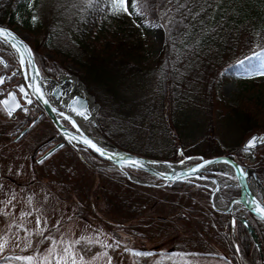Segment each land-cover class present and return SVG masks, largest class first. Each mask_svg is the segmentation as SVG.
<instances>
[{"label": "rangeland", "instance_id": "374dc122", "mask_svg": "<svg viewBox=\"0 0 264 264\" xmlns=\"http://www.w3.org/2000/svg\"><path fill=\"white\" fill-rule=\"evenodd\" d=\"M53 1L43 0L42 10L39 9L40 13H35L37 20H39V14L41 18L46 19L50 10L49 6ZM128 2L131 12V0ZM113 17L105 34L107 39L121 40L137 47L138 55L141 57V67L150 70L157 69L164 50V29L157 24L147 22L143 15L121 14L113 15ZM10 31L24 43L26 42L31 49L39 46L37 51L40 52L41 57L49 63L59 65L64 71L55 77H49L42 72L47 79L57 80L59 76L73 77L83 85L85 91L94 98V103H96L91 81L87 80L86 70L71 61H65L60 55L56 56L48 48L40 47L43 42V33L34 34L25 24L14 27ZM1 45L3 49L6 48L5 44ZM257 47H259V42L256 41L253 50ZM196 62V59L193 60L194 68H196ZM200 72L202 79L194 75L198 112L191 109L190 113L194 122L192 127L189 123L190 131L179 133L173 130L179 142L176 146L175 143L171 145L172 140L170 139L167 144L171 152L166 147L157 146L139 155L158 161L193 164L187 159H191L190 156H194L195 153H204L208 147L205 140L210 139L215 142L211 143L214 150L220 152V155L215 157L226 155L232 157L235 156L232 154L234 152L239 154L240 160L245 163L243 165L239 161L240 165L254 169L255 164L259 162L258 158L264 157V152L261 150L258 152V148L255 149L254 162L251 164L250 158L243 157L241 151L248 138L254 135L248 137L242 145L236 146L239 138L238 130H232L230 127L228 129L227 125L223 127L224 120L220 122L219 127L218 122L222 120L219 114L224 113V106L234 110L243 107L242 110L247 112L245 121L251 120L252 123H256L255 125L264 128V74H252L248 76L249 81L244 83L224 80L223 72L219 68H207L206 65L200 64ZM212 76H218V84H216L213 95L214 104H212L214 108L213 127L216 125L220 132L216 131L217 136L207 137L204 133L207 113H201L199 108L205 95L203 88L200 89L198 85L204 82L205 77L212 78ZM142 86L145 87V85ZM96 105L99 107L98 103ZM112 108L115 109L116 106L112 105ZM195 113H197L196 118L199 120V125L194 120ZM96 114L98 124L99 109ZM6 123L7 121L0 113V125ZM9 125L10 129L6 134L15 133L12 124ZM48 133V128L41 125L35 132L16 144H13L14 136L10 137V140L0 138V238H2L0 242L7 240L5 250L0 253L2 264H26L24 258L29 256L33 257L32 264H43L46 256L51 264H55V260L63 255V252L62 245L58 244L56 256H48V249L52 246L53 240L62 241L63 244L69 246L77 240H80V243L98 246L100 249L98 253L88 255L91 248L85 250L84 245L81 248L80 245H75L73 255L77 259L83 257V264H109V258H111V264H232L229 260L230 251L222 246L216 237L217 225L210 215L212 210L209 206V184L195 181L199 188L184 194H171L166 191L160 193L144 187L130 186L129 188L126 184H122L120 186L122 194L117 196L110 184L108 187L104 186L93 172L96 169L107 170L108 168L105 169V167L108 164H100L85 149H75L64 143L63 149L57 151L48 161L41 164H36V161L32 162L33 153L39 152L35 151L33 143H39L40 137ZM97 133L96 128L89 127L91 136L104 139ZM104 141L108 142L105 139ZM177 146L183 147L179 152H183V157L177 160H167V157L173 155L172 148L176 149ZM37 157L36 154L34 159ZM109 170L117 172L113 169ZM254 171L258 183L264 190V168L259 167ZM129 172L138 181L161 186L160 183L141 172L140 174L134 171L140 175ZM216 174L222 186L234 182L232 178H225L218 172ZM253 181V179L250 180L251 183ZM77 183L82 185V189L86 191L84 192L85 197H88L91 205H94L97 213L95 217L86 214L77 205L80 200L75 193ZM223 190L225 189L220 192L217 203L219 206L222 205V209L224 207L228 209V205L232 202H226L222 195ZM130 192L134 195L132 197L134 201L129 199ZM253 193L260 202H264L255 186ZM242 212V209L236 210L232 216L237 219L243 218L245 216L241 215ZM37 219L40 221L39 225H37ZM121 226L124 228L117 231V228ZM41 231H43V236L40 235ZM26 237L27 240H25ZM45 237H50V239H45ZM27 241H30L31 246L25 248ZM259 241L263 253V234L259 237ZM108 245L111 247H107ZM137 251L151 254L133 255ZM114 256L118 257L117 263L113 259ZM16 257L22 259L17 260Z\"/></svg>", "mask_w": 264, "mask_h": 264}, {"label": "trees", "instance_id": "16d2710c", "mask_svg": "<svg viewBox=\"0 0 264 264\" xmlns=\"http://www.w3.org/2000/svg\"><path fill=\"white\" fill-rule=\"evenodd\" d=\"M42 2L43 0H0V28L13 30L14 27L25 24L30 32L43 33L40 47L48 48L56 56L60 55L65 61L84 68L87 80L91 81L95 101L100 107L98 124L94 127L105 140L125 152L143 155L144 151L157 146L169 149L170 139L171 145L175 143L176 146L179 142L173 130L179 133L190 131L194 122L191 109L198 112L194 75L202 79L200 64L207 68L221 69L224 80L244 83L249 81L248 76L264 73V0H209L211 7L204 0H179L187 4L184 8L177 7L178 0H153L152 7L143 16L147 22L164 29L165 34L164 50L155 70L141 67L137 47L121 40L107 39L105 34L108 24L114 18L107 0H54L49 6L46 19L39 14V20L33 23L32 17L35 13H40ZM256 41L259 42V47L253 50ZM38 48L36 46L32 51L41 72L49 77L64 72L59 65L44 60L37 51ZM195 59L196 68L192 64ZM216 84L218 76L205 77L204 82L198 85L200 89L203 88L205 95L199 108L201 113H207V125L204 128L207 137L217 136L216 131L220 132L216 125L213 127L212 119ZM112 105L116 108L113 109ZM242 109L244 108L234 110L224 106V113L219 114L222 119L218 122L219 127L224 120L223 127L227 125L228 129L238 130L236 146L242 145L252 135L264 133V128L251 120L245 121L247 112ZM194 116L199 125L197 113ZM205 141L207 150L191 155L188 162L194 164L200 159L220 155L212 147L211 143H215L214 141ZM174 148L173 155L167 157V160L183 157V152L179 153L183 147ZM257 150L264 152V146ZM232 154L235 155L232 156L234 162L241 161L239 154ZM93 158L100 164L107 165L97 157ZM258 161L254 166L256 170L264 168V157L260 156ZM93 172L104 186L108 187L110 184L117 196L122 194V184L129 188H142L128 182L119 172L109 169H96ZM131 173L136 174L134 171ZM198 188L192 184H175L170 188L162 186L160 189H147L160 193L166 191L184 194ZM84 192L86 191L82 189V185L77 183L75 193L80 197L77 205L83 212L95 217V207ZM222 195L226 202L231 203L240 194L232 186L223 190ZM132 197L134 195L130 192L129 199ZM210 215L217 225L216 237L230 251L229 260L232 264H262L257 249L242 225L236 226L234 239L231 235L230 217L212 211ZM218 220L220 223H216ZM252 221L257 236L261 237L263 234L264 237V223L254 218ZM122 228L124 226L118 227L117 231ZM79 245L80 248L84 245L85 250L91 248L88 255L100 251L93 244ZM262 254L264 259V252ZM113 259L118 262L117 256Z\"/></svg>", "mask_w": 264, "mask_h": 264}, {"label": "water", "instance_id": "95a60500", "mask_svg": "<svg viewBox=\"0 0 264 264\" xmlns=\"http://www.w3.org/2000/svg\"><path fill=\"white\" fill-rule=\"evenodd\" d=\"M5 29V28H3ZM7 31L13 33L12 31L6 29ZM15 36H17L15 33H13ZM18 37V36H17ZM19 38V37H18ZM24 42V41H23ZM27 45V43H24ZM11 49L12 47L9 44H6ZM28 46V45H27ZM29 47V46H28ZM13 51H15L13 49ZM16 52V51H15ZM18 59L19 54L16 53ZM0 61H2L0 57ZM23 72L27 70V68H22ZM34 71L38 72V68L36 66V63L34 62ZM29 72V70H28ZM30 73V72H29ZM33 79L36 81L38 77H41L40 73L39 75H35L34 73H30ZM78 82L75 78L68 79V77L65 76H59L57 80L49 79L50 83H52V88L49 92L52 99L55 101L54 107H57L58 110H56L53 106L49 105L48 103H45L46 98L45 94H42L43 99H40L35 92L33 91V95H35V98L39 105L43 108L45 111L46 116L51 120L53 126H55V129L59 133L60 137L63 138L64 142L61 144L55 146L52 148V150L46 152L44 155L41 156V158L37 161V164H41L42 162L46 161L48 158H50L54 153L57 151L63 149L64 143L69 145L70 147H74L75 149H85L89 152L91 156L99 158L102 162L108 164L105 169H113L120 174H122L128 181L135 184L136 186H142L145 188H161L163 187H173L175 184H195V181L207 183L210 186L213 187V189H210V198H209V206H211V209L216 214H222L227 217H231L230 227H231V235L232 238H235V229H236V219L234 216H232L233 212L236 210L242 209L246 214L249 216H253L255 219L260 221L261 223H264V217H261L257 214L255 208L256 206H260L264 208L263 201H259L256 195L253 193L251 188V183H249L248 179L250 178L247 175H249V172L253 173L252 179L255 180L256 183H258V179L256 177V172L251 167H243L238 162H234L232 157L230 155L221 156V157H215L210 159H200L198 163L194 164H185V163H175V162H168V161H158L153 159H147L143 156H138L135 154H132L130 152H125L118 147L116 148L114 145H111L109 142H107L110 146L109 149H102L104 152L107 153V156H101L96 151H93L91 148L87 147L85 144L78 142V139H90L92 142L94 140L88 136L85 132H83L80 127L79 123H94L93 125H97L95 118H96V111L99 109V107L94 103V98H92L88 92L85 91V88L81 84L82 91L81 93L74 94L72 92V87L74 86V82ZM34 84V83H33ZM6 99H2L0 101V107H2L3 111L8 117H12L13 114H15L21 106L17 107L16 110L12 113L11 116L7 114V111L5 109V106L3 104V101L8 100L9 104L8 107H14L15 105H19L18 101L16 99V96L13 93H9L7 95ZM10 97H15L14 100L10 99ZM24 99V98H23ZM29 101V100H28ZM26 101L27 105L29 102ZM75 109V111L73 110ZM81 112L83 115H78L77 113ZM57 115V116H56ZM67 117V119L65 118ZM62 121H65L68 126L70 127V130H68L65 126L62 125ZM73 124L76 125V127H73ZM79 129V131L77 130ZM27 131L22 132L19 137L15 140V142H18L19 139L25 135ZM253 137H264V134L262 135H254L250 138H248L247 142L243 145L241 151L242 155L245 158H250V163L252 164L254 161V151L260 146H263L264 143H258L255 147L249 148L247 151H245V145L250 141ZM78 138V139H75ZM104 141V139H102ZM106 142V141H105ZM97 144L96 142H94ZM98 146V145H97ZM100 147V146H98ZM101 148V147H100ZM111 157V158H108ZM121 157L124 158V161L128 160H135L140 162V167H126L121 161ZM42 161V162H41ZM203 165V167H201ZM199 168V171H193V169ZM231 171L232 173V179L233 183L227 184L225 186H222L219 184L217 172L220 174H223L225 178H227L226 173L224 172V169H227ZM135 171L138 173H143L146 176L154 179L157 183H160L161 186H157L154 184H149L143 181H138L128 171ZM259 184V183H258ZM260 185V184H259ZM229 186H233L239 190V198L228 205V209H217V207L214 205V200L218 196H220V192L222 189H226ZM261 186V185H260ZM222 187V188H221ZM262 188V187H261ZM236 206H239L238 209H235ZM246 230L248 236L250 237L251 241L253 242L254 247L257 249L261 261L262 259V249L260 247V241L259 237L257 236V233L255 231L254 226L250 224L247 220H240L239 221Z\"/></svg>", "mask_w": 264, "mask_h": 264}, {"label": "flooded vegetation", "instance_id": "af4514ba", "mask_svg": "<svg viewBox=\"0 0 264 264\" xmlns=\"http://www.w3.org/2000/svg\"><path fill=\"white\" fill-rule=\"evenodd\" d=\"M0 44H2V42H0ZM7 46L8 45H6V48L4 49L0 47V57L3 61V63L0 64V79L4 80V83L0 84V101L2 99H6L9 93H13L16 96L19 106L21 107L15 114H13L12 117H8L3 111L2 107H0V113L2 114V117L5 118V120L7 121L6 124L0 125V138L10 140V137L12 138L14 136L12 138L13 144H16L19 143V141L24 140V138L29 136V134H31L32 132H35L41 125L47 127L49 133L40 137L39 143H33L34 149H36L35 151L38 150L39 152L33 153L31 160L33 159L32 162L36 161L35 163L37 164V161L41 158L42 155H44L46 152L52 150L53 147L63 142V138L60 137L59 133L55 129V126H53L51 120L48 118V116H46L45 111L43 110L41 105L38 104L35 95H33L32 84L34 83L37 87L41 89V92L45 94L47 103L54 107L55 101L49 94L52 88V83H50L49 81L50 78L47 79L43 75L36 62V66L41 75V77H38L36 81L28 72V69L23 72V69L19 63V59L16 53L12 50V48L10 49L9 46ZM21 88L24 89V91L27 93V96L23 95L20 92ZM28 100H30L31 103L27 105L26 101ZM54 108L58 110L57 107ZM10 123L12 124L15 133L6 134L7 130L10 129ZM62 125L65 126L68 130H70V127L65 121H62ZM24 131H27V133L23 135L18 142H15L17 137H19V135ZM36 154L38 155V157L34 159ZM50 158H48L46 161H48ZM246 216L244 217V220L249 221L251 224V219L254 217L249 215ZM238 224L241 225L239 221H237L236 226ZM261 262L262 264H264V259Z\"/></svg>", "mask_w": 264, "mask_h": 264}, {"label": "snow or ice", "instance_id": "6c2138e0", "mask_svg": "<svg viewBox=\"0 0 264 264\" xmlns=\"http://www.w3.org/2000/svg\"><path fill=\"white\" fill-rule=\"evenodd\" d=\"M171 2V0H169ZM205 3H208V6L211 7V4L209 3V0H204ZM107 3L111 5L112 14L113 15H121V14H127V15H143L145 14L151 7L153 0H131L130 7L132 8V11H129V2L128 0H107ZM178 8H184L187 7V4L184 2H179L177 4ZM201 11H204L203 8H201ZM189 14H191V9H189ZM196 15H199V13H196ZM165 16H167V13H165ZM38 17L33 15L32 21L35 23L37 21ZM0 42L9 44L18 54H19V63L22 68H27L30 73H34L35 75H39L38 72L34 71V57L31 49L24 44L22 40H20L17 36H15L13 33L7 31L6 29L0 28ZM3 61H0V64H2ZM264 74V73H262ZM4 80L0 79V84H3ZM32 89L35 92V94L40 98L43 99V96L41 94V89L37 87L35 84H32ZM20 92L27 96V93L24 91L23 88L20 89ZM10 99L14 100L15 97H10ZM31 103V101H28ZM47 103V101H45ZM3 104L5 106V109L7 111V114L9 116L12 115V113L16 110L19 105H15L14 107H8L9 101L5 100L3 101ZM75 111V109H73ZM78 115H83V113L78 112ZM67 119V117H65ZM73 127H76L75 124H73ZM79 131V129H77ZM78 139V138H75ZM78 142H81L85 144L87 147L91 148L93 151H96L101 156H107V153L102 150V148L98 147L97 144L92 142L90 139L84 138V139H78ZM258 143H264V137H253L248 143L245 145V151H247L249 148L255 147ZM111 158V157H108ZM124 166L126 167H140L141 164L138 161L135 160H128L124 161V158H120ZM42 162V161H41ZM203 167V165H201ZM193 171H199V168L193 169ZM11 201H9L10 203ZM258 215L261 217H264V208L260 206H256L255 208ZM40 221L37 219V225H39ZM30 235V234H29ZM40 235L43 236V231L40 232ZM2 239V238H0ZM45 239H50V237H45ZM83 239V238H81ZM27 240V237L25 238ZM80 240H77L72 243L71 246L67 244H63L62 241H52V246L48 249V256L55 257L56 256V246L58 244L62 245V252L63 255H61L58 259L55 260V264H83V257H79L78 259L73 255L74 247L77 244H80ZM7 246V240H3L0 242V253H3ZM19 246V245H18ZM31 243L30 241H27L25 248L30 247ZM107 247H111V245H108ZM127 251V247L125 248ZM151 253H144V252H134L133 255L136 256H146L150 255ZM17 260L22 259L21 257H16ZM26 260V264H32L33 257L29 256L27 258H24ZM43 264H51V261H49L48 257L46 256L44 258ZM109 264H111V258H109Z\"/></svg>", "mask_w": 264, "mask_h": 264}, {"label": "bare ground", "instance_id": "6f19581e", "mask_svg": "<svg viewBox=\"0 0 264 264\" xmlns=\"http://www.w3.org/2000/svg\"><path fill=\"white\" fill-rule=\"evenodd\" d=\"M5 44V43H4ZM30 48V47H29ZM31 49V48H30ZM12 50H13V48H12ZM31 51H32V49H31ZM15 52V51H14ZM15 53H17V52H15ZM32 53H33V51H32ZM33 57H34V55H33ZM34 62H35V59H34ZM68 79L70 80V79H73V77H68ZM73 81V80H72ZM74 82V86L72 87V92L74 93V94H78V93H81V91H82V88H81V84H80V82H75V81H73ZM79 125V127H80V129L83 131V132H85L88 136H90L93 140H94V142H96L97 143V145L98 146H100L102 149H104V150H106V149H109L110 148V146H109V144L107 143V142H105V141H103L102 140V138H99V137H93V136H91L90 134H89V127L90 126H92L93 128H95L94 127V125L92 124V122H88V123H83V124H81V123H79L78 124ZM96 133H97V131H96ZM98 134V133H97ZM99 135V134H98ZM224 172L226 173V177L227 178H233L232 177V173H231V171L230 170H228V168L227 169H224ZM248 176L250 177L249 179H248V181H249V183H251L250 182V180L252 179V177H254L253 176V173L252 172H249V175H247V178H248ZM133 177V176H132ZM135 178V177H134ZM147 183V182H146ZM256 187L257 188V191H258V193L261 195V197H262V199H264V190L261 188V186L258 184V183H256L255 182V180L253 181V183H251V188H252V191H253V187ZM210 189H213V187L212 186H210ZM255 189V188H254ZM219 196L217 195V197L215 198V200H214V205L217 207V209L219 208V209H222L223 207H221V206H219L218 205V203H217V198H218ZM263 204H264V202H263ZM239 208V206H237V207H235V209H238ZM224 209H225V207H224Z\"/></svg>", "mask_w": 264, "mask_h": 264}]
</instances>
